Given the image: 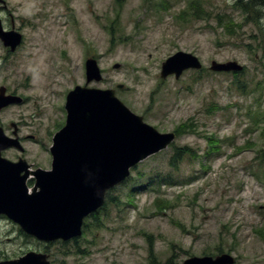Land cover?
<instances>
[{
	"label": "rangeland",
	"instance_id": "374dc122",
	"mask_svg": "<svg viewBox=\"0 0 264 264\" xmlns=\"http://www.w3.org/2000/svg\"><path fill=\"white\" fill-rule=\"evenodd\" d=\"M5 1V28L24 38L14 53L0 42L1 84L23 103L0 111V127L10 136L16 125L25 150L19 156L51 169L49 150L66 121V95L86 85L89 58L97 60L103 80L88 87L115 89L160 133L178 132L166 150L141 162L109 193L105 209L86 220L79 243L47 247L53 264H182L224 253L235 264H264V180L254 175L261 171L255 157L264 152V12L258 22L244 25L235 0H200L198 12L207 20L194 10L179 27L174 12L191 0L161 14L151 0ZM216 9L240 26L227 30L231 35L217 29ZM178 52L197 56L204 72L163 79L162 63ZM230 61L245 69L240 88L231 83L233 73L210 69L212 62ZM225 139L234 143L220 144ZM184 148L192 152L171 166ZM168 173L176 186H149L152 177ZM15 225L0 221L1 250L22 256L42 249L20 238Z\"/></svg>",
	"mask_w": 264,
	"mask_h": 264
},
{
	"label": "water",
	"instance_id": "95a60500",
	"mask_svg": "<svg viewBox=\"0 0 264 264\" xmlns=\"http://www.w3.org/2000/svg\"><path fill=\"white\" fill-rule=\"evenodd\" d=\"M0 4L5 5L4 0ZM0 40L14 53L23 37L6 31L0 19ZM120 65H115L118 69ZM86 86H76L66 98L65 126L53 138L51 170H31L20 158L11 162L0 155V215L7 216L28 235L42 242L70 241L82 236L84 220L100 209L107 193L125 182L131 170L149 157L167 149L175 133H160L135 114L116 95L115 89L90 88L103 76L94 58L85 63ZM202 64L191 53L178 52L162 63L161 77L179 79L186 70ZM214 72H241L236 61L212 62ZM123 86H118L122 89ZM23 99L0 90V110L19 105ZM16 129V125H12ZM8 148L21 152L18 137H7L0 128V153ZM30 176L36 183L27 185ZM230 254L191 257L182 264H235ZM3 264H50L48 256L30 252Z\"/></svg>",
	"mask_w": 264,
	"mask_h": 264
},
{
	"label": "trees",
	"instance_id": "16d2710c",
	"mask_svg": "<svg viewBox=\"0 0 264 264\" xmlns=\"http://www.w3.org/2000/svg\"><path fill=\"white\" fill-rule=\"evenodd\" d=\"M146 2L148 0H145ZM150 1V0H149ZM236 3H233V8L239 12H241V14H243L244 16V25H248L251 23H254V21H259L261 19V15L262 12H264V0H235ZM181 0H151L152 3V9L157 12V13H162V9L164 11H169L172 8L178 6V3H180ZM172 5V6H170ZM199 8H201V1L200 0H191L189 1L188 5L183 9L180 10L178 12H174V17L177 20V24L179 27H184L188 22H190V16L189 15L192 11L196 10L198 12ZM263 8V9H262ZM225 9V8H224ZM214 13V15H212V19L213 21H217L219 23V27L217 29H222L224 30V32H227V30H232V29H238L237 27H240L238 24V26L234 23V17H232V15H227L225 13V11H221L219 9L216 10H212ZM205 12V10H204ZM230 14V13H228ZM199 15H201L199 17ZM197 18H203L207 20V14H201L200 12H198V15L196 14ZM210 17V16H209ZM254 17H256V20L254 19ZM185 24V25H184ZM212 29L218 31L217 29L213 28ZM228 33V32H227ZM111 34L113 35V27H111ZM229 35H231L230 33H228ZM245 70V69H244ZM204 69L201 70L200 73H203ZM243 76L242 72L241 73H233V80L231 81L232 84H236L239 88L240 85L242 84L240 78ZM212 141V139H209ZM225 143L226 145L229 144H233L234 140H230V139H225L224 141H221L220 144ZM211 147L209 149L210 152H214V149L217 148L215 143L211 142ZM218 150H220V147L218 148ZM188 152H192V149H188V148H184L182 150H179V154H177V157H175L173 159L172 165L174 166L176 163H179L180 161H182L183 159H185L186 156L189 155H185ZM259 154L256 156L255 158V162L254 164L257 165L259 164L261 167L264 168V152L259 151ZM190 156H196L198 157L197 154L194 155H190ZM215 159V157H210L208 158V160L211 162ZM256 159H258V163L256 164ZM258 177H260L257 173H255ZM262 174L264 175V171L262 172ZM163 184V185H162ZM164 185H170V186H176V183L174 182V178H173V174H165L164 176H154L150 179L149 182V186L153 187L154 190H157L155 187L161 188ZM141 188L144 186V183L138 184V186H136V188L140 187ZM136 188L134 187L133 190L135 189V192L138 191L136 190ZM141 190V189H139ZM108 199L110 200L111 197L108 196ZM175 206V205H174ZM222 253V250L221 252Z\"/></svg>",
	"mask_w": 264,
	"mask_h": 264
},
{
	"label": "flooded vegetation",
	"instance_id": "af4514ba",
	"mask_svg": "<svg viewBox=\"0 0 264 264\" xmlns=\"http://www.w3.org/2000/svg\"><path fill=\"white\" fill-rule=\"evenodd\" d=\"M5 7H6V4H5V5H3V4L0 5V15H3V12H5V10L7 9V8H5ZM87 7H89V6L87 5ZM6 29H7V28H6ZM1 77H2V75H1V71H0V79H1ZM1 82H2V79L0 80V90H1L2 87H4V86H2ZM6 94H8V95H16V94H13V93H9L8 90H7V88H6ZM0 111H1V110H0ZM0 126H1V125H0ZM0 128H1V127H0ZM2 129H3V128H2ZM3 131H4V130H3ZM169 133H171V132H169ZM173 133H175L176 138H177V137H178V132L175 130V131H173ZM5 135H6V134H5ZM6 136H7V135H6ZM7 137H10L11 139H12V137H18L19 141H20L21 144H22V138H21V136H20V132L18 133L17 128L14 129V131L11 132L10 136H7ZM27 138H32V139H33V138H35V137H34V136H33V137L29 136V137H27ZM19 152H20V151L17 150V149H15V148H8V149H5L4 151H2V152L0 153V155H1L2 158L6 159V160H9V161H11V162H17V161L22 157V156H19V154H18ZM24 152H25V150L23 151V153H24ZM49 152H50V150H49ZM6 153H10V155H9V156H5ZM50 154H51V152H50ZM22 158H25V157H22ZM25 159H26V158H25ZM27 162H28V161H27ZM51 163H52V162H51ZM28 164H29V165H32V167H31V170H32V171H34V170L40 168V167H34V165H33V164H30L29 162H28ZM40 169H42V168H40ZM30 179H31V176H30V178L28 179L27 183L30 181ZM34 182H35V180H34ZM34 184H35V183H34ZM107 204H108V199H107V201L105 202L104 206H103L102 208H100L99 210H97L96 212H94V213H92L91 215H89V216L85 219V222H86L87 219H95V218L97 217V215L99 214V212H100L101 210L105 209V207L107 206ZM2 220L9 221V219H8L7 217H5V216H3V215H0V221H2ZM11 222H12V221H11ZM14 224H15V223H14ZM15 229H16V233H17V235H18L20 238H23V239H25L26 241H31V240L36 241L37 243L42 244L43 247H42V249H39V250H26V251H23V255H22V256H19L18 254H15V255H13V256H9V255L6 254V252H5L4 250H1V249H0V264H2L3 261H9V260L17 259V258H18V259H19V258H22L23 256L27 255V254L30 253V252L37 253V254L47 255V256H48V261L50 262V264H53L52 255H51L50 251L47 249L48 246L57 245V244L60 245V246H63V245H72V244H74V243H79V242H80L79 239H73V240H70V241H67V242H64V241L41 242V241L36 240L34 237H32V236L27 235L26 233H24L18 225H15ZM84 230H85V223H84ZM8 241H11V240L8 239ZM1 247H2V246H1ZM2 249H3V248H2ZM82 250H83V249H82V247H81V251H82ZM81 253H84V252H81ZM78 254L80 255V250H78Z\"/></svg>",
	"mask_w": 264,
	"mask_h": 264
}]
</instances>
